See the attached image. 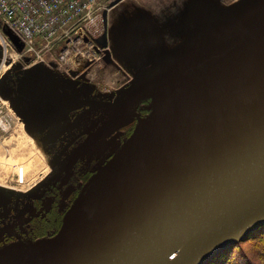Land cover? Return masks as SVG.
<instances>
[{
	"label": "water",
	"instance_id": "95a60500",
	"mask_svg": "<svg viewBox=\"0 0 264 264\" xmlns=\"http://www.w3.org/2000/svg\"><path fill=\"white\" fill-rule=\"evenodd\" d=\"M240 9L216 43H200L211 57L202 48L198 67L183 64L181 84L98 172L60 234L4 248L0 264H208L264 227V0Z\"/></svg>",
	"mask_w": 264,
	"mask_h": 264
},
{
	"label": "rangeland",
	"instance_id": "374dc122",
	"mask_svg": "<svg viewBox=\"0 0 264 264\" xmlns=\"http://www.w3.org/2000/svg\"><path fill=\"white\" fill-rule=\"evenodd\" d=\"M116 1L113 0L110 6ZM245 2L246 0H120L117 5H114V8L110 7L106 12L108 23L105 24L104 34L97 45L102 52L90 69L80 73L83 76H79L80 80H85L83 83L80 80L61 78V72L55 70L57 64L54 63L53 58L49 59L46 54L44 57L47 63L42 61L33 65L32 62H28V59H25L24 45L0 26V31L12 41V45L19 46L18 50L21 53V57L15 64L6 66L0 73V113L10 114L12 116L10 122L13 121L9 132L0 136L2 137L0 142V191L7 199L9 210L12 211L17 205L16 202L24 197L26 201L32 195L45 194L52 187L51 180L54 178L53 182L54 180L56 182L59 178L56 171L57 166L49 155L50 146L44 142L45 138L38 135L31 136L28 133L26 124L30 118L31 106L26 103L25 97L36 98V102H32V104L37 110L38 106L42 105L40 99L48 95V92L43 87L41 88L42 85L47 88H49L47 85L51 87L57 85L58 88L69 93V88L63 84L74 82L72 86L76 87L78 91L69 94L73 103L84 102L80 99H85L86 103H105L108 111H105L106 114L103 113L104 116L113 114L120 118L121 115L114 114L115 106L108 104H115L114 101L118 98L127 100L132 97L133 99L134 95L132 96V94L137 92L143 97L142 101L152 99L153 105L156 106L150 116L153 118L159 112L167 88L170 85L181 84L176 75L180 74L181 70H185L182 67L187 65L183 64H187L188 60H198L202 48L203 52L206 49L199 45L214 40L206 47L211 46L216 43L217 38L220 39L226 31H229L233 26V21L238 23V17L241 16L240 7ZM197 4H204L206 7L190 15L192 6ZM183 28L193 34L184 36L187 39L184 42L181 41V48L178 51L170 52V49L180 45L179 36L182 35L180 29ZM200 38H202L201 41ZM201 42L203 43L200 44ZM206 50L211 57L210 49ZM2 53L3 47L0 43V59ZM161 55L166 57L163 61ZM156 60L162 63L156 65L158 69L153 67ZM161 66L167 67L165 72L173 69L167 76V82H164V79L158 80L161 75L159 70L164 68ZM52 73L58 75L64 83H60L57 78L51 75ZM186 78L190 79L189 73H186ZM84 83L88 87L86 86L85 93H82L80 85L84 87ZM37 88L39 89L37 90ZM69 96L67 95V98ZM105 100L109 102H105ZM114 122L117 123L118 120L107 126L109 133L119 130L124 124L129 123L127 121L117 126L112 125ZM140 124L128 139L121 143L120 147H117L115 155L100 170L106 168L116 157L129 149L132 140L134 142V134ZM36 125L38 124L36 123ZM38 129V126L31 128V130ZM98 172L88 181L89 183L84 187L72 207L62 213L63 222L57 232H49L46 237L38 235L35 238H30L25 233V242L9 244L0 250L12 245H32L45 239L57 237L65 225L70 211L82 195L90 189ZM22 174L23 179L20 180ZM50 174L54 176L48 181ZM12 196L16 198H12ZM1 233L0 229V241H3ZM7 235H11V230L7 232ZM252 245H249L248 248ZM246 247L243 249L245 250ZM251 253L248 252L246 255ZM237 254H242V250L235 253L238 264H257L261 262L258 255L262 256L264 251L254 254L250 260H244Z\"/></svg>",
	"mask_w": 264,
	"mask_h": 264
},
{
	"label": "flooded vegetation",
	"instance_id": "af4514ba",
	"mask_svg": "<svg viewBox=\"0 0 264 264\" xmlns=\"http://www.w3.org/2000/svg\"><path fill=\"white\" fill-rule=\"evenodd\" d=\"M92 65L94 64L83 68L81 72L90 69ZM51 75L60 83H64L61 78L73 80L62 75L59 78L55 73ZM79 76L81 75L74 77L75 80H80ZM80 81L83 83L85 80ZM63 85L69 88V93L57 85H47L50 89L42 85L41 88L43 87L48 95L40 99L42 105L38 106L37 110L32 104L36 102V98L25 97L26 103L31 106L30 118L26 124L28 133L45 138L44 142L50 146L49 155L57 166L59 178L53 182L54 175L50 174L48 181L53 178L52 187L45 194L32 195L26 201L25 197L18 200L12 211L9 210L5 195L0 191L3 202L0 203V229L3 235L0 248L16 242H25V233L28 237L35 238L38 235L46 237L49 232H57L63 222L62 213L72 207L88 181L115 155L117 147L128 139L140 121L151 118L156 108L152 99L142 101V96L132 94L133 99L118 98L114 101V114L118 113L120 118L113 114L105 117V111H108L106 105L86 103L85 99H80L84 102L73 103L69 94L78 91L72 86L74 82ZM81 85L80 92L85 93L87 85ZM112 119L118 120L112 125L118 126L127 121L129 123L109 133L107 126L113 122ZM35 126L39 129L31 130ZM9 230L11 235H7Z\"/></svg>",
	"mask_w": 264,
	"mask_h": 264
},
{
	"label": "built area",
	"instance_id": "2783aa9c",
	"mask_svg": "<svg viewBox=\"0 0 264 264\" xmlns=\"http://www.w3.org/2000/svg\"><path fill=\"white\" fill-rule=\"evenodd\" d=\"M113 0H0V26L25 48L32 64L53 58L60 75L75 80L83 68L96 62L105 31L106 12ZM3 47L0 73L21 57L11 40L0 31ZM12 116L0 113V136L8 133ZM2 137H0V142Z\"/></svg>",
	"mask_w": 264,
	"mask_h": 264
},
{
	"label": "trees",
	"instance_id": "16d2710c",
	"mask_svg": "<svg viewBox=\"0 0 264 264\" xmlns=\"http://www.w3.org/2000/svg\"><path fill=\"white\" fill-rule=\"evenodd\" d=\"M249 245L252 246L248 248ZM244 247H246L245 250L243 249ZM241 250L242 254L237 255L242 256L244 260H250L251 257H254V254H258L259 252L264 251V227L255 230L243 241L221 252L212 261H210L209 264H238L237 256L235 257V253ZM248 252L252 253L250 255H246L248 254ZM258 256L261 262L257 264H264V254H262V256H260L259 254Z\"/></svg>",
	"mask_w": 264,
	"mask_h": 264
},
{
	"label": "bare ground",
	"instance_id": "6f19581e",
	"mask_svg": "<svg viewBox=\"0 0 264 264\" xmlns=\"http://www.w3.org/2000/svg\"><path fill=\"white\" fill-rule=\"evenodd\" d=\"M180 31H181V33H182V35L181 36H179L180 37V45L178 46V47H175L174 49H170V52H176V51H178L179 50V48H181L180 46H181V44H182V42H184V41H186V39L184 38V36H189L190 34H193V33H188L189 31L188 30H186V29H180ZM197 34L195 33V36H196ZM201 39L202 38H200L199 40L201 41ZM182 41V42H181ZM203 45L204 46H206L205 45V43H203ZM162 56V55H161ZM166 57L165 56H162V61L165 59ZM193 61L194 60H188L187 62L190 64V65H194L193 66V68H195V67H198V64H194L193 63ZM215 61H216V58H214L213 59V63H215ZM159 64H162L161 62H159L158 60H156V62H155V64L153 65V67L155 68L156 67V65H159ZM166 64V63H165ZM165 66V65H164ZM164 66H161V67H164ZM156 69H158L157 67H156ZM167 70V67H164V68H162L161 69V71L159 70V74H161L160 76H159V78H158V80H163V79H165L168 75H169V73H170V71H171V69L170 70H168L167 72H165ZM201 70V69H200ZM226 74V72H225V68H222L221 69V77L222 76H224ZM220 77V78H221ZM192 79V78H191ZM171 113H173V111H170V114ZM182 114H183V111L178 115V116H176L174 119H176L178 122H182V124H183V126H184V128H181V127H178L179 128V130L182 132L181 134H185L186 132H189V130H190V124L192 123V122H189V121H182L181 120V118H182ZM160 134L162 135V136H164V135H168V133H167V129H165V128H163V129H161V131H160ZM21 171H22V169H20ZM101 171V170H100ZM24 177H25V174H24ZM23 179V174L20 176V180H22ZM254 232V231H253ZM251 234V233H250ZM249 234V235H250ZM243 241V240H242ZM225 251V250H224ZM219 255V254H218ZM217 255V256H218ZM214 259V258H213ZM212 259V260H213ZM211 260V261H212ZM209 264V263H208Z\"/></svg>",
	"mask_w": 264,
	"mask_h": 264
}]
</instances>
